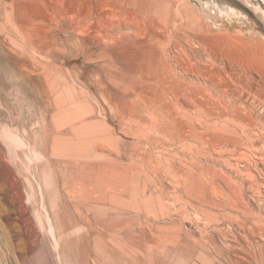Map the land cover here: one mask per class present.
<instances>
[{"label":"rangeland","instance_id":"rangeland-1","mask_svg":"<svg viewBox=\"0 0 264 264\" xmlns=\"http://www.w3.org/2000/svg\"><path fill=\"white\" fill-rule=\"evenodd\" d=\"M132 1L0 0V264H264V234L246 238L237 229L219 225L217 232H207L213 235L219 249L200 247L194 239L199 237L194 227L170 211L171 205L179 208V203L168 201L166 192L163 202L170 203L166 207L170 216L161 218L158 210L153 215L132 213L130 218L136 224L124 238L100 220L89 198L79 200L81 191L92 182L72 184L63 174L65 166L55 155L53 142L55 137L67 143L75 140L70 125H66L67 118L72 117L65 111L71 106L76 105L78 110L88 108L91 114L87 113L85 122L98 126L103 135L112 139L103 147L108 152H121L123 163H132L129 157L136 155L140 146L134 134L139 118L126 115L119 101L122 90L113 80L125 72L114 64L119 60L113 49H108L111 43L96 33L98 25L83 16L108 12L114 16L111 22L117 24L124 12H136ZM261 1L264 3L142 0V4L158 8V20L152 27L159 45L168 55L177 57V72L183 82L188 84L191 79L197 87L193 76L185 79L182 68L194 74L205 72L204 68H216L222 70L226 80L231 71L242 72L246 67L244 73L253 74L256 70L255 79L264 80L260 77L264 66L246 58L252 52L264 59ZM70 12L78 19L68 20ZM38 14L41 16L34 18L35 27L47 30L49 41L35 46L33 41L26 40L27 43L17 37L10 17ZM126 32L132 36V31ZM151 33L148 32L150 36ZM84 44L88 45L87 50L83 49ZM242 54L243 60L239 61ZM132 64V60L125 62L127 67ZM71 87L77 91L76 101L66 96ZM100 87L111 101L101 96ZM258 110L262 113L261 108ZM142 119L147 123V117ZM188 210H193L185 211L190 219L194 211L190 215Z\"/></svg>","mask_w":264,"mask_h":264},{"label":"bare ground","instance_id":"bare-ground-1","mask_svg":"<svg viewBox=\"0 0 264 264\" xmlns=\"http://www.w3.org/2000/svg\"><path fill=\"white\" fill-rule=\"evenodd\" d=\"M132 2L136 12H122L117 24L111 22L114 16L108 12H89L83 16L98 25L96 33L103 36L106 43H111L108 49H113L119 60L114 64L120 65L125 72L117 74L113 80L122 90L119 101L126 115L139 118L134 134L140 146H137V153L134 152L136 155L129 157L132 163H123L121 152H108L103 147L111 144L112 139L103 135L98 126L85 122L87 113L91 114L88 108L78 110L76 105L71 106L65 111L72 117L67 118L66 125H70L75 140L67 143L55 137L53 142L54 153L65 166L63 174L72 184L92 182L84 184L89 186L81 191L79 200L89 198L100 220L124 238L136 224L130 218L132 213L153 215L158 210L161 218L170 216L166 208L170 203L163 202L164 192L168 201L179 203V208L171 205L170 211L198 232L199 237L194 239L200 247L205 245L208 249L209 245L213 250L219 249L213 235L207 234L217 232L219 225H226L229 230L237 229L246 238L264 234V80H256L253 76L256 70L253 74L244 73L246 67L242 72L231 71L226 80L222 70L216 68H204L205 72L194 74L184 67L185 79L193 76L199 85L195 87L191 79L187 82L190 85L184 83L177 72V57L165 53L153 30L158 8L144 7L142 0ZM259 6L264 14L262 1ZM38 16L40 18L41 14L28 18L10 17L17 37L33 41L35 46L49 41L48 31L35 27L34 18ZM67 17L68 20L78 19L74 12ZM134 24L138 26L135 29ZM126 31H132V36ZM83 49L87 50L88 45L84 44ZM144 51L147 53L142 58ZM243 57L239 55V61ZM246 58L249 62L255 59L264 66V59L252 52ZM131 60L134 64L127 67L125 62ZM75 90L73 87L67 90L70 101L78 98ZM99 90L105 100H112L104 89L100 87ZM143 117L148 118L147 123ZM116 155L118 157L114 158ZM187 209H192L196 217L191 211L193 217L189 219L185 214ZM109 211L114 215L108 216Z\"/></svg>","mask_w":264,"mask_h":264}]
</instances>
